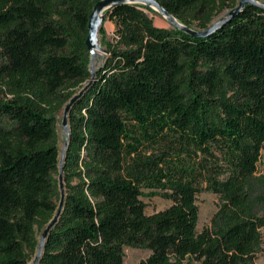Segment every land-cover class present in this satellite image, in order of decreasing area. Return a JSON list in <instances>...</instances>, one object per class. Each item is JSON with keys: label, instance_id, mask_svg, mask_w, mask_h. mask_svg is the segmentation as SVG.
Here are the masks:
<instances>
[{"label": "trees", "instance_id": "16d2710c", "mask_svg": "<svg viewBox=\"0 0 264 264\" xmlns=\"http://www.w3.org/2000/svg\"><path fill=\"white\" fill-rule=\"evenodd\" d=\"M102 0H0V264H30L60 198L58 114L91 80L86 40ZM206 30L237 0H156ZM115 6L96 80L70 115L66 205L40 264H253L262 247L264 8L207 38ZM219 196L199 231L197 196ZM148 192V193H146ZM166 209L147 213L144 197Z\"/></svg>", "mask_w": 264, "mask_h": 264}, {"label": "water", "instance_id": "95a60500", "mask_svg": "<svg viewBox=\"0 0 264 264\" xmlns=\"http://www.w3.org/2000/svg\"><path fill=\"white\" fill-rule=\"evenodd\" d=\"M125 4L142 5L148 9H151L157 12L164 19H166L173 28L178 29L184 33H187L195 38H202V39L207 38L212 34H214L234 16L241 13L242 10L247 6L253 5L259 8H264V4L260 3L257 0H241L240 3L232 11H230L225 17H223L218 22L212 24L208 29L201 31V30L189 28L184 24H182L173 15H171L165 8H163L160 5V3H158L156 0H102L95 6L90 16V22L88 27L89 33L86 40L87 49L91 54L90 69H89L91 73V80L77 95H75L65 105L62 113L61 130L63 134V144H62L60 168H59L60 169L59 188H60L61 198L54 218L46 227V229L43 231L39 239V245L36 255L34 256L30 264L41 263L49 235L51 231L54 229V227L57 225V223L59 222L66 205L67 195H66V185L64 178V167H65L66 153L70 145L71 134H72V129L70 126V115L76 102L85 94V92L93 85V83L96 80V70H97L96 58L98 57V52L107 54V49L102 46V38H101V31L103 29L106 13L115 6L125 5Z\"/></svg>", "mask_w": 264, "mask_h": 264}, {"label": "rangeland", "instance_id": "374dc122", "mask_svg": "<svg viewBox=\"0 0 264 264\" xmlns=\"http://www.w3.org/2000/svg\"><path fill=\"white\" fill-rule=\"evenodd\" d=\"M241 0H237V5ZM260 3L264 4V0H257ZM149 17H151L154 21V24L159 28L172 29L173 27L168 23L166 19L160 16L157 12L146 11ZM229 13V10H225L222 14L216 17L212 24L218 22L223 17H225ZM103 29L105 31V40L113 42L115 40V25L105 18ZM198 30V29H196ZM106 56L105 53L98 52V57L96 58L97 67L101 63L102 59ZM62 113L61 111L58 114V120L62 122ZM61 146L63 144V134L61 127L59 129ZM259 173H264V149L262 151L261 160L258 166ZM148 193V192H146ZM144 202L147 205V213L153 214L155 212L162 211L169 207L170 203L165 199L157 196V197H144ZM197 204L200 209L199 215V231H203L204 229H213V221L215 217L218 215L221 210L222 203L218 195L206 189V185L203 186L201 192L197 196ZM262 234V247L261 251L257 254L256 259L253 264H264V229L261 230ZM150 255V252L144 249L139 248H126L125 249V258L124 264H140L142 261L146 260ZM184 264H201V262L197 261L195 258H189L184 262Z\"/></svg>", "mask_w": 264, "mask_h": 264}]
</instances>
